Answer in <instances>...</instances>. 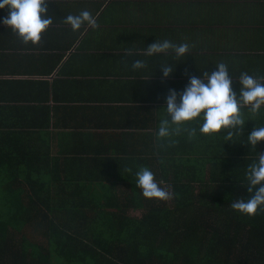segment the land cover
Wrapping results in <instances>:
<instances>
[{"label":"crops","instance_id":"crops-1","mask_svg":"<svg viewBox=\"0 0 264 264\" xmlns=\"http://www.w3.org/2000/svg\"><path fill=\"white\" fill-rule=\"evenodd\" d=\"M48 10L53 23L33 45L3 24L8 9L0 8V116L23 134L14 154L21 148L36 152L24 162L17 154L20 164L34 161L52 178L94 179L108 172L110 178L136 179L144 159L156 162L171 146L156 139L169 89L182 92L191 76L203 79L221 62L237 94L241 73L264 76V0H48ZM82 10L98 26L85 23L73 31L64 18ZM156 40L187 43L189 53L145 55ZM136 60L146 67L132 69ZM164 64L174 68L168 77ZM241 113L245 124L233 135L235 143L245 130L264 127V106L255 117L247 107ZM45 116L48 125L34 127ZM119 185L124 191L126 184Z\"/></svg>","mask_w":264,"mask_h":264},{"label":"trees","instance_id":"trees-1","mask_svg":"<svg viewBox=\"0 0 264 264\" xmlns=\"http://www.w3.org/2000/svg\"><path fill=\"white\" fill-rule=\"evenodd\" d=\"M1 117L0 264H264V211L231 208L251 197L247 167L264 152L263 141L247 143L250 131L239 143L226 133L208 139L197 132L192 140L184 133L156 162L144 159L172 194L160 200L145 198L136 179L108 172L52 178L34 161L23 163L36 152L22 148L20 164L13 146L23 134ZM44 119L34 127L48 125Z\"/></svg>","mask_w":264,"mask_h":264},{"label":"clouds","instance_id":"clouds-1","mask_svg":"<svg viewBox=\"0 0 264 264\" xmlns=\"http://www.w3.org/2000/svg\"><path fill=\"white\" fill-rule=\"evenodd\" d=\"M0 8L8 9V16L3 19V24L11 28L12 32L24 44L36 45L41 41L42 33L53 23L48 14V0H0ZM64 23L77 31L87 23L91 27H97L92 14L82 10L78 15H67ZM173 50L177 57H183L189 53L190 45L187 43L174 44L169 40L158 41L147 45L144 54L152 56ZM132 55L131 50L127 51ZM132 69L138 70L146 67L142 60H136L131 64ZM162 74L168 77L173 73L171 65H161ZM218 70L203 73V79L199 76H191L188 84L182 92L169 89L166 97V117L160 121L157 141H167L169 145L176 141L173 136L186 133L188 140L196 137L197 128L202 135H212L226 132L225 140H232L235 133H242L245 120L241 109L247 107L252 117L259 114L261 106H264V76L254 77L247 73H241L238 82L240 90L237 94L232 89L228 66L221 62L216 65ZM179 97V102L177 98ZM198 122L196 127L188 126L187 122ZM202 121V123H199ZM264 140V127H254L247 137V143L251 148ZM126 171L131 172L128 168ZM136 186L142 190L145 198H157L168 200L172 194L161 188L154 178V173L148 167H140L135 173ZM248 181L247 191L252 193L248 200H236L231 208L242 214L254 216L258 209L264 211V152H259L258 162L248 165L246 172Z\"/></svg>","mask_w":264,"mask_h":264},{"label":"rangeland","instance_id":"rangeland-1","mask_svg":"<svg viewBox=\"0 0 264 264\" xmlns=\"http://www.w3.org/2000/svg\"><path fill=\"white\" fill-rule=\"evenodd\" d=\"M51 264H57L54 260H52V263Z\"/></svg>","mask_w":264,"mask_h":264}]
</instances>
